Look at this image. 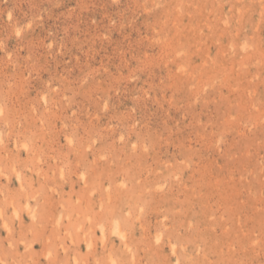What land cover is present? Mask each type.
<instances>
[{
	"label": "rangeland",
	"instance_id": "rangeland-1",
	"mask_svg": "<svg viewBox=\"0 0 264 264\" xmlns=\"http://www.w3.org/2000/svg\"><path fill=\"white\" fill-rule=\"evenodd\" d=\"M0 264H264V0H0Z\"/></svg>",
	"mask_w": 264,
	"mask_h": 264
},
{
	"label": "bare ground",
	"instance_id": "bare-ground-1",
	"mask_svg": "<svg viewBox=\"0 0 264 264\" xmlns=\"http://www.w3.org/2000/svg\"><path fill=\"white\" fill-rule=\"evenodd\" d=\"M116 222H117V221H116ZM118 223H119V222H118ZM115 225H116V224H115ZM115 227H116V228H115V231L118 232V225H116ZM120 228H121V226H120ZM113 232H114V231H113ZM120 234H125V233H120ZM125 237H126V236H125ZM127 238H128V237H127ZM125 244H126V243H125Z\"/></svg>",
	"mask_w": 264,
	"mask_h": 264
}]
</instances>
